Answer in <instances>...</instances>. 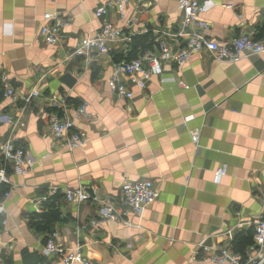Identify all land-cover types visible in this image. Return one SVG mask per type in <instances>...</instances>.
I'll return each instance as SVG.
<instances>
[{
	"label": "crops",
	"instance_id": "crops-1",
	"mask_svg": "<svg viewBox=\"0 0 264 264\" xmlns=\"http://www.w3.org/2000/svg\"><path fill=\"white\" fill-rule=\"evenodd\" d=\"M177 1L142 0L140 9L131 1L122 20L112 11L95 18L96 0H0V78L15 92L4 98L0 82V152L10 146L25 153L20 169L6 170L0 264H58L42 255L53 232L89 264H211L205 260L219 250L233 253L237 233L252 232L264 200V54L219 63L202 52L181 66L164 64L143 92L131 88L129 101L106 84L115 63L155 53L162 41L178 45ZM197 1L210 40L264 33V0ZM45 14L69 20L57 45L37 36ZM105 21L121 29L108 54L72 56ZM34 88L40 95L30 98ZM83 103L93 121L73 125L85 145L61 150L49 120L72 118ZM190 133L198 134L197 145ZM143 180L158 197L138 217L89 226L105 203L122 215L123 186ZM74 190L90 199L69 204L65 193ZM51 212L48 227L30 226V215Z\"/></svg>",
	"mask_w": 264,
	"mask_h": 264
},
{
	"label": "built area",
	"instance_id": "built-area-1",
	"mask_svg": "<svg viewBox=\"0 0 264 264\" xmlns=\"http://www.w3.org/2000/svg\"><path fill=\"white\" fill-rule=\"evenodd\" d=\"M98 2L94 17L105 19L109 13L114 12L119 19H124L127 5L132 1L137 9L143 4L142 0H96ZM177 10L181 14V21L174 38L178 45L169 41H162L155 53H144L136 60L121 61L113 65V73L107 79L108 89L118 98L129 101L134 92H143L147 84L154 77L162 75L164 64L181 66L186 64L190 57L198 53H207L219 63H235L242 59L264 54V33L260 38H253L246 34L233 38L229 43L217 42L205 37L206 24L200 19L202 8L197 0H178ZM131 23V22H130ZM69 20L58 14H45L38 31V38L43 44L54 46L61 42ZM121 29L115 24L105 21L101 28L90 38L79 43L72 56L87 58L91 55H107L109 46L119 42ZM1 84L4 86L3 97L13 98L14 89L9 84L6 75H1ZM183 87L181 82L176 84ZM40 92L34 88L30 98L39 97ZM193 117H187L183 123L188 124ZM74 120H81L87 124L93 121L89 112V104L83 103L76 107L72 118L52 116L48 123V131L54 143L66 152H71L85 145L84 136L74 131ZM193 144L198 143V134L190 133ZM25 164V153L21 148L7 146L0 152V184H8L6 170L8 168L20 169ZM217 174L224 176L225 168L217 170ZM8 196V192L3 198ZM158 197L157 191L149 180L127 183L122 188L120 205L123 213L116 214L115 209L105 203L98 211L96 218L89 221V226L99 227L107 222H123V217L133 215L138 217L143 210ZM65 199L69 204L78 205L90 199L83 190L67 191ZM4 213L0 200V216ZM253 243L245 252L244 260L230 252L221 249L217 254L205 260L211 264H264V200L261 202V216L252 222ZM42 255L54 258L58 264H89L78 250H69L62 246L59 235L50 234L42 248Z\"/></svg>",
	"mask_w": 264,
	"mask_h": 264
},
{
	"label": "trees",
	"instance_id": "trees-1",
	"mask_svg": "<svg viewBox=\"0 0 264 264\" xmlns=\"http://www.w3.org/2000/svg\"><path fill=\"white\" fill-rule=\"evenodd\" d=\"M134 60H136V59H134ZM130 61H133V60H128L126 62H130ZM7 191H8L7 185L0 184V200L2 199L3 195ZM47 207H48V205H47ZM52 213L53 212H51L50 214L42 213V214L30 215L29 216L30 226L32 228H35L37 231H40V229L43 227H48L50 224V221H49L50 215ZM252 237H253V233L251 231H249L247 233L240 232V233H237L235 235V237L233 238V240L231 242L233 253L238 255L241 258V260H244V258H245V249L247 247L251 246L253 243Z\"/></svg>",
	"mask_w": 264,
	"mask_h": 264
},
{
	"label": "water",
	"instance_id": "water-1",
	"mask_svg": "<svg viewBox=\"0 0 264 264\" xmlns=\"http://www.w3.org/2000/svg\"><path fill=\"white\" fill-rule=\"evenodd\" d=\"M62 82L69 88L71 87L72 83H73V80L71 78H69L68 76H65L63 79H62ZM72 82V83H71Z\"/></svg>",
	"mask_w": 264,
	"mask_h": 264
}]
</instances>
